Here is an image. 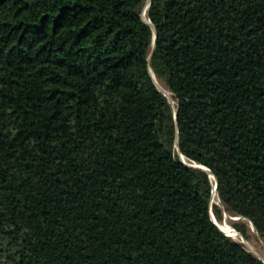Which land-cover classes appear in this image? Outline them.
<instances>
[{
  "label": "trees",
  "instance_id": "1",
  "mask_svg": "<svg viewBox=\"0 0 264 264\" xmlns=\"http://www.w3.org/2000/svg\"><path fill=\"white\" fill-rule=\"evenodd\" d=\"M147 1L0 0V264H264V0Z\"/></svg>",
  "mask_w": 264,
  "mask_h": 264
},
{
  "label": "water",
  "instance_id": "2",
  "mask_svg": "<svg viewBox=\"0 0 264 264\" xmlns=\"http://www.w3.org/2000/svg\"><path fill=\"white\" fill-rule=\"evenodd\" d=\"M149 2H150V0L147 1L145 7L143 8V10H142V12H141V18L143 19V21H144L145 23H147L148 25H150V27H151V29H152V32H153L152 49H151V51H150V53H149V55H148V61L150 60V57H151V55H152V52H153V49H154L155 37H156V32H155V29H154V27L152 26L151 22L149 21V19H145V18L143 17L144 10H146V9L148 8ZM149 70H150V69H149ZM150 72H151V70H150ZM151 75H152V78H153L154 84H155L156 88L158 89V91H159L160 93H162V94L167 98V100H168L171 104H173L174 102H173L172 98H171L170 96H168V95L166 94L165 90H164V89H163V88H162V87L156 82V80H155L154 75L152 74V72H151ZM176 112H177V110L174 109V118H176ZM174 143H175V146L178 148V134H177V131H176V135H175V141H174ZM181 160H182L183 163H185L184 160H183V157H182V156H181ZM188 166H191V167H194V168H198V169L204 170V171H206V172L209 174L210 177L213 178V175L211 174V172H210L207 168H205V167H203V166H201V165L193 164V165H188ZM212 195H214V196L216 197V201H217L216 203L219 204V205H221V204H220V201H219V199H218V197H217V193H216V182H215V185H214V187H213ZM211 215H212V214H211ZM224 216H225L226 218L232 220V221H240L241 219H244V217H240V216H231V215H229V214H224ZM213 219H214V218H213ZM213 223L217 226V224H216V222H215L214 220H213ZM249 223L251 224L252 230L256 232V229H255V227L253 226V224H252L250 221H249ZM217 227H218V226H217ZM218 228H219V227H218ZM219 230H220L221 232H223L220 228H219ZM223 233H224V232H223ZM256 233H257V232H256ZM224 234H225V233H224ZM225 235H226V234H225ZM226 236H228V235H226ZM228 237H230V236H228ZM230 238H231V237H230Z\"/></svg>",
  "mask_w": 264,
  "mask_h": 264
},
{
  "label": "rangeland",
  "instance_id": "3",
  "mask_svg": "<svg viewBox=\"0 0 264 264\" xmlns=\"http://www.w3.org/2000/svg\"><path fill=\"white\" fill-rule=\"evenodd\" d=\"M240 221L246 222L247 220L244 218L243 220ZM244 239H245L244 242L242 240H237V241L242 243L243 246L249 252H251L253 255H255L258 259H260L264 263V239L260 238L259 235L250 228L249 224H248L247 238L244 237Z\"/></svg>",
  "mask_w": 264,
  "mask_h": 264
},
{
  "label": "bare ground",
  "instance_id": "4",
  "mask_svg": "<svg viewBox=\"0 0 264 264\" xmlns=\"http://www.w3.org/2000/svg\"><path fill=\"white\" fill-rule=\"evenodd\" d=\"M143 17H144L145 19H147V18H146V10H144ZM163 89H164V88H163ZM164 90H165L166 94H167L168 96H170L171 93H169L166 89H164ZM211 202H217V201H216V197H215L214 195H212V200H211ZM225 214H227V213H225ZM226 219H228V218L225 217V220H224V221H221V222L217 221L216 219H213V220L216 222L217 226H218V227H219V228H220V229H221L226 235L232 237V238L235 239V240H242V241L244 242V241H245L244 237H243V236H242L237 230H235L234 228H232V226L226 221ZM241 220H243V219H241ZM248 224H249L250 228L252 229L251 224H250L249 222H248ZM247 243H248V241H247Z\"/></svg>",
  "mask_w": 264,
  "mask_h": 264
}]
</instances>
